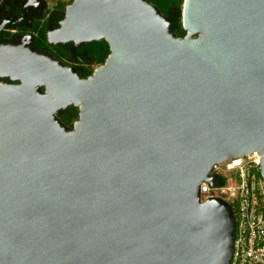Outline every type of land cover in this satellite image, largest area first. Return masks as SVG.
I'll use <instances>...</instances> for the list:
<instances>
[{
	"label": "water",
	"instance_id": "obj_1",
	"mask_svg": "<svg viewBox=\"0 0 264 264\" xmlns=\"http://www.w3.org/2000/svg\"><path fill=\"white\" fill-rule=\"evenodd\" d=\"M180 17L183 36L150 0H72L48 41L104 39L86 78L10 47L0 264H229L235 215L200 183L255 151L264 178V0H182Z\"/></svg>",
	"mask_w": 264,
	"mask_h": 264
},
{
	"label": "flooded vegetation",
	"instance_id": "obj_2",
	"mask_svg": "<svg viewBox=\"0 0 264 264\" xmlns=\"http://www.w3.org/2000/svg\"><path fill=\"white\" fill-rule=\"evenodd\" d=\"M71 1L0 0V83H18V80H11L1 73L9 62L10 47H26L37 53L50 55L63 65L72 67L84 78L104 62L109 53V45L104 39L79 43L48 41V31L59 27V22L64 18L65 7ZM63 3H66L64 7ZM180 9V6H174L175 11Z\"/></svg>",
	"mask_w": 264,
	"mask_h": 264
},
{
	"label": "built area",
	"instance_id": "obj_3",
	"mask_svg": "<svg viewBox=\"0 0 264 264\" xmlns=\"http://www.w3.org/2000/svg\"><path fill=\"white\" fill-rule=\"evenodd\" d=\"M257 151L229 157L212 168L222 178L213 186L200 183V200L220 198L235 215V236L229 264H264V178Z\"/></svg>",
	"mask_w": 264,
	"mask_h": 264
},
{
	"label": "trees",
	"instance_id": "obj_4",
	"mask_svg": "<svg viewBox=\"0 0 264 264\" xmlns=\"http://www.w3.org/2000/svg\"><path fill=\"white\" fill-rule=\"evenodd\" d=\"M154 3L159 9L172 20V30L178 36H183L185 30L181 25L180 11H175L174 6L179 7L182 0H150ZM66 3H63L64 7ZM102 61V59H100ZM78 109L73 105H69L65 112L59 115V118L67 125L71 126L73 119L77 118ZM219 182L222 183V178L219 177Z\"/></svg>",
	"mask_w": 264,
	"mask_h": 264
},
{
	"label": "rangeland",
	"instance_id": "obj_5",
	"mask_svg": "<svg viewBox=\"0 0 264 264\" xmlns=\"http://www.w3.org/2000/svg\"><path fill=\"white\" fill-rule=\"evenodd\" d=\"M181 5H182V2H181ZM181 5H180V8H181Z\"/></svg>",
	"mask_w": 264,
	"mask_h": 264
}]
</instances>
